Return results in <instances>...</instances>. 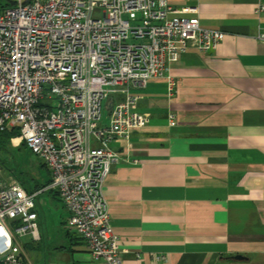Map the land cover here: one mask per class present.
I'll return each instance as SVG.
<instances>
[{
  "label": "crops",
  "instance_id": "crops-1",
  "mask_svg": "<svg viewBox=\"0 0 264 264\" xmlns=\"http://www.w3.org/2000/svg\"><path fill=\"white\" fill-rule=\"evenodd\" d=\"M169 2L197 7L201 26L225 36L214 49L190 45L172 66V93L161 78L130 89L150 124L110 144L120 160L103 186L113 231L126 250L121 264H264V41L258 38L264 12L255 13L264 0ZM125 96L116 92L106 101L103 124L108 103ZM47 173L44 183L29 182L26 190L47 183ZM45 192L63 229L47 242V214L36 198L40 239L18 238L26 264H39L49 249L51 264H104L66 225L58 192Z\"/></svg>",
  "mask_w": 264,
  "mask_h": 264
},
{
  "label": "built area",
  "instance_id": "built-area-1",
  "mask_svg": "<svg viewBox=\"0 0 264 264\" xmlns=\"http://www.w3.org/2000/svg\"><path fill=\"white\" fill-rule=\"evenodd\" d=\"M262 12L264 4L255 9ZM224 36L201 26L197 7L169 0H14L0 12V131L16 129L12 139L50 171L33 192L0 181V264H26L18 238L40 239L36 198L48 190L58 192L66 225L91 256L121 264L126 250L103 186L120 160L110 144L150 124L130 89L161 78L172 93V66L190 45L214 49ZM258 38L264 41V30ZM120 91L125 99L111 105L103 124L104 101Z\"/></svg>",
  "mask_w": 264,
  "mask_h": 264
},
{
  "label": "rangeland",
  "instance_id": "rangeland-1",
  "mask_svg": "<svg viewBox=\"0 0 264 264\" xmlns=\"http://www.w3.org/2000/svg\"><path fill=\"white\" fill-rule=\"evenodd\" d=\"M8 1L10 0H0V4H5ZM105 103L106 101H104L103 104L105 105ZM8 147L9 151H7L5 154L9 157V165L11 166L9 168L12 170H16L17 175L20 174L19 178L22 177V179H25L27 181V185L29 184V182L32 183L34 181L44 183L46 179H48L49 175L47 173V169L41 164V160L37 156H35L27 146L17 147V149H13L11 146ZM0 179L4 180V182L8 184L18 181V179L14 180L9 175H7V173L3 171L2 168H0ZM50 194L51 193L48 192H41L37 197V201L44 204H42V206L45 207V211L47 214V226L49 232L48 235L49 237H51V240L47 242L52 243L54 241L52 238L55 237L57 233H59V227L61 229H63V227H61L62 225L59 223L58 212H55L56 205L53 201V198H50ZM26 254L28 255V252ZM52 255V250H47L45 256L43 253L42 258L39 259V264H51Z\"/></svg>",
  "mask_w": 264,
  "mask_h": 264
},
{
  "label": "trees",
  "instance_id": "trees-1",
  "mask_svg": "<svg viewBox=\"0 0 264 264\" xmlns=\"http://www.w3.org/2000/svg\"><path fill=\"white\" fill-rule=\"evenodd\" d=\"M13 4H14L13 0L8 1L5 4H0V12L9 6H12ZM109 106H111V103H108V105H107L108 109H109ZM17 135H18V131L14 128H7L5 130L0 131V168H2V170L5 171L7 173V175H9L14 180L18 179V182L22 186H24V188L26 189L27 188V181L25 179H22V177L19 178L20 174L17 175L16 170H12L9 168V167H11L9 165V160H8L9 157L6 156V154H5L7 151H9V147H8L6 141L10 138L16 137ZM21 146H26V145L24 143H21L19 145V147H21ZM11 162H12V160H11ZM47 183H45L44 185H42L38 189L44 187ZM38 189H35V190H38Z\"/></svg>",
  "mask_w": 264,
  "mask_h": 264
},
{
  "label": "bare ground",
  "instance_id": "bare-ground-1",
  "mask_svg": "<svg viewBox=\"0 0 264 264\" xmlns=\"http://www.w3.org/2000/svg\"><path fill=\"white\" fill-rule=\"evenodd\" d=\"M7 143L12 145V146H15L18 143V140L17 139H10V140H8Z\"/></svg>",
  "mask_w": 264,
  "mask_h": 264
},
{
  "label": "water",
  "instance_id": "water-1",
  "mask_svg": "<svg viewBox=\"0 0 264 264\" xmlns=\"http://www.w3.org/2000/svg\"><path fill=\"white\" fill-rule=\"evenodd\" d=\"M231 258H234V259H240V258H244L242 255H235V256H233V257H231Z\"/></svg>",
  "mask_w": 264,
  "mask_h": 264
}]
</instances>
